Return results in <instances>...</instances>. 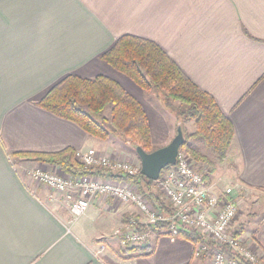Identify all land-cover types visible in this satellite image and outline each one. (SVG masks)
<instances>
[{
	"label": "crops",
	"instance_id": "0c3cea01",
	"mask_svg": "<svg viewBox=\"0 0 264 264\" xmlns=\"http://www.w3.org/2000/svg\"><path fill=\"white\" fill-rule=\"evenodd\" d=\"M122 36L160 46L232 122L231 149L212 177L238 186V231L264 258V217L247 233L242 226L251 202L264 200V0H0V264H211L161 232L149 255L133 257L112 236L126 217L142 220L133 206L97 198L71 221L21 173L48 166L13 156L71 148L114 157L113 143L36 106L68 75L116 81L142 105L153 148L172 140L178 103L100 60Z\"/></svg>",
	"mask_w": 264,
	"mask_h": 264
},
{
	"label": "trees",
	"instance_id": "16d2710c",
	"mask_svg": "<svg viewBox=\"0 0 264 264\" xmlns=\"http://www.w3.org/2000/svg\"><path fill=\"white\" fill-rule=\"evenodd\" d=\"M100 60L131 80L144 92L159 91L167 100L178 103L174 109L176 113L186 112L184 106L188 107V121L193 122L194 132L185 135L183 123H180L178 127L184 135L180 151L190 154L209 183L207 170L211 177L218 165L224 162L234 140L232 122L221 111L213 97L192 83L166 52L150 40L122 36L109 50L100 55ZM36 106L57 118L75 124L84 133L100 141L109 140L113 132L117 133L118 139L133 152L136 147L145 152L155 150L142 105L108 77L99 75L94 78H81L68 75L51 87L36 102ZM105 111L108 116L104 115ZM107 127H110L111 131ZM189 140H200L211 155L199 153ZM74 154V150L67 148L53 153L24 152L13 156L20 160L57 165L72 177L102 173L99 169L83 168L75 160ZM135 181L138 183L140 193L149 202L161 210L169 211L167 205L160 199L156 182L148 180L140 173ZM143 229L153 233L160 232L157 228ZM241 232L238 231L236 236H240ZM177 238L189 241L193 247L199 242L204 243L207 250L198 258L201 262L210 260L215 250L233 257L226 248L216 247L212 242L203 240L191 231L181 232ZM148 249L132 248L124 252L132 253L133 257H140L149 255Z\"/></svg>",
	"mask_w": 264,
	"mask_h": 264
},
{
	"label": "built area",
	"instance_id": "2783aa9c",
	"mask_svg": "<svg viewBox=\"0 0 264 264\" xmlns=\"http://www.w3.org/2000/svg\"><path fill=\"white\" fill-rule=\"evenodd\" d=\"M74 158L83 168L99 169L102 173L72 177L60 169L59 173L35 169L26 176L49 190L48 201L61 199L71 221L84 215L97 198L133 206L142 220L128 216L112 235L122 250L152 246L153 232L144 231V227L157 228L172 238L191 231L233 255L215 250L211 264H264V258L256 256L236 236L235 223L240 210L238 186L219 189L207 183L203 171L184 152L179 151L175 165L163 169L156 181L160 199L169 211L157 208L140 193L135 181L140 173L139 164L111 158L94 149L77 150ZM206 250L207 246L199 242L193 247L192 255L198 259Z\"/></svg>",
	"mask_w": 264,
	"mask_h": 264
},
{
	"label": "rangeland",
	"instance_id": "374dc122",
	"mask_svg": "<svg viewBox=\"0 0 264 264\" xmlns=\"http://www.w3.org/2000/svg\"><path fill=\"white\" fill-rule=\"evenodd\" d=\"M119 84V83H118ZM121 86V85H120ZM184 106V105H183ZM184 108H186V112H175L174 111V114H175V120L178 121L179 123H183L182 125L183 128H184V133L185 135H188L189 133L192 134L194 132V126H193V122L192 121H188V107L187 106H184ZM108 112V110H106ZM105 111V116H108L107 112ZM178 127V126H177ZM176 127V129H177ZM107 129H109L111 131V128L110 127H107ZM173 137H174V134H173ZM172 137V138H173ZM119 137L117 136V133H113L111 132V137L109 140L107 141H98L100 142V144H102L103 142H106L107 144L108 143H113L114 144V149L117 151V152H120V151H125V152H129L130 156H122L121 154H118L117 152H112V155L114 156L113 158H116V159H120V160H123V161H127V162H130V163H133V164H139V160H138V157L137 155L135 154V152L129 150L128 147H126L120 139H118ZM105 144V143H103ZM194 147L197 149V151L203 155H211L207 149L204 147L203 143L200 141V140H195L194 141ZM158 149V148H157ZM120 150V151H119ZM181 152H184L185 154H187L189 157H190V154L186 153L185 151L181 150ZM191 158V157H190ZM192 159V158H191ZM20 160V159H18ZM17 160V161H18ZM34 163H37V164H40V165H46L48 166L47 169L46 168H43V167H35L33 168V170L35 169H40L42 171H46V172H49V173H59V171L61 170L59 168V166L57 165H51V164H47V163H40V162H34ZM222 165L219 164L218 166ZM53 166H57L55 168H52ZM60 169V170H59ZM207 170V169H206ZM29 170L28 169H22L21 170V173L23 172L24 173V176L26 177V179H28V177L26 176V173L28 172ZM62 171V170H61ZM63 172V171H62ZM64 173V172H63ZM204 173V172H203ZM66 174V173H65ZM207 180L209 183L211 184H215L219 189H222V188H225L226 186V183L225 182H216L215 181V178L214 177H210V173H208V170H207ZM33 183V182H32ZM34 184V183H33ZM232 185V184H231ZM231 185H228V186H231ZM234 185V184H233ZM36 186V185H34ZM227 186V187H228ZM59 202H60V205L58 206L59 208V211H62L63 213H66L68 214V211H67V208L65 206V204L61 203L62 200L59 199ZM239 202V201H238ZM165 203V202H164ZM239 204V203H238ZM241 208V207H240ZM239 208V209H240ZM240 216V210H239V214L237 216V219L239 218ZM134 217V216H133ZM245 217H248L250 219L249 222H246L244 224H242V226L245 227V231L246 233L249 232L250 230H253L255 229L256 225H258L260 223V221L262 220V218L264 217V200L263 199H259V201H256V202H251V204L248 206L247 210H246V213H245ZM237 222V220H236ZM239 226L237 223H235V230L238 231L239 230ZM243 234V233H242ZM240 237H241V234H240ZM120 247V246H119ZM211 259L210 260H205L206 263H210Z\"/></svg>",
	"mask_w": 264,
	"mask_h": 264
},
{
	"label": "water",
	"instance_id": "95a60500",
	"mask_svg": "<svg viewBox=\"0 0 264 264\" xmlns=\"http://www.w3.org/2000/svg\"><path fill=\"white\" fill-rule=\"evenodd\" d=\"M183 143V132L180 127H177L172 140L163 147L152 152H145L140 147H136L134 151L140 163V174L148 180L156 182L163 169L175 165Z\"/></svg>",
	"mask_w": 264,
	"mask_h": 264
}]
</instances>
